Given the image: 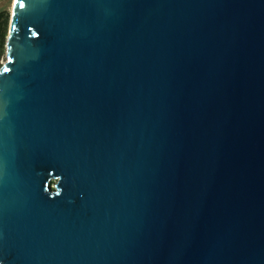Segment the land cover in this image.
I'll return each instance as SVG.
<instances>
[{
    "label": "water",
    "instance_id": "95a60500",
    "mask_svg": "<svg viewBox=\"0 0 264 264\" xmlns=\"http://www.w3.org/2000/svg\"><path fill=\"white\" fill-rule=\"evenodd\" d=\"M0 264H264V0H13Z\"/></svg>",
    "mask_w": 264,
    "mask_h": 264
},
{
    "label": "rangeland",
    "instance_id": "374dc122",
    "mask_svg": "<svg viewBox=\"0 0 264 264\" xmlns=\"http://www.w3.org/2000/svg\"><path fill=\"white\" fill-rule=\"evenodd\" d=\"M12 1L13 0H0V13H3L7 17V27L5 29L6 31L5 41L8 33V23H9V15H10ZM5 60L6 57H5V43H4L3 48L0 50V66L5 62Z\"/></svg>",
    "mask_w": 264,
    "mask_h": 264
},
{
    "label": "trees",
    "instance_id": "16d2710c",
    "mask_svg": "<svg viewBox=\"0 0 264 264\" xmlns=\"http://www.w3.org/2000/svg\"><path fill=\"white\" fill-rule=\"evenodd\" d=\"M7 27V17L0 13V50L3 48L5 43L6 29Z\"/></svg>",
    "mask_w": 264,
    "mask_h": 264
}]
</instances>
